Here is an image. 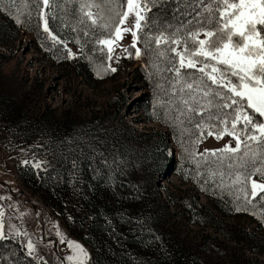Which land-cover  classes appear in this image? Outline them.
<instances>
[{"label":"trees","instance_id":"trees-1","mask_svg":"<svg viewBox=\"0 0 264 264\" xmlns=\"http://www.w3.org/2000/svg\"><path fill=\"white\" fill-rule=\"evenodd\" d=\"M122 3L123 0H52L47 21L50 31L57 37L55 41L44 31L37 0H17L18 13L15 8H5L3 12L14 33L16 28H23L33 34L53 60L76 62L78 75L106 78L109 73L100 74L103 76L97 73L106 67L109 53L107 47L97 41L114 36V32L111 26L102 28L99 25L114 23L118 19L116 12L126 9V4L121 7ZM89 12L93 14V19L97 13L104 19H98L93 25L87 15ZM189 12L190 7L163 0L147 15L154 16L156 23L163 27L171 25V31L181 22L192 19ZM16 15L20 23L16 22ZM155 26L150 25L142 32L138 30L141 44L138 76L144 87L149 89V93L141 98L142 114L147 122H157L163 129L140 132L125 122L112 123L108 116L97 112L85 119L76 117L70 109L53 116V110L46 105L45 110L35 116L20 120L23 123H19L15 131L16 139L22 141L25 138L27 144L39 137L37 144L28 147L42 159V167L26 168L22 170V176L34 183L45 198H53L50 204L62 214L73 234L81 236L85 245L92 246V264H192V256L182 249L181 242L169 236L151 202L137 197L125 198L126 193H135L136 183L117 167L116 159L127 153L125 150H129L131 137L137 135L146 140L156 138L160 142L159 147L164 149L158 153V160H166V164L172 162L168 160V150L170 143H174L179 168L188 172L185 179L190 178L197 184L209 198L211 208L217 210L222 218L233 221L238 213L246 214L256 223L258 230L264 231V200L260 199L264 193L246 198L244 192H236L238 184H233L234 177H220L214 165L209 168L201 162L197 166V162L201 161L199 153L203 152H199L200 143L192 141L199 130L192 128L177 111V97L173 96L170 86L173 73L167 70L171 65L156 55L155 44L150 48L144 44V34L150 31L156 34ZM85 32L88 34L85 35ZM66 42L80 48L76 59H70ZM160 47L167 46L161 43ZM16 104L14 96L2 92L0 88V120L19 121L14 118L19 112ZM8 117L10 120H7ZM190 128L191 131L188 130ZM207 137L205 135L202 141ZM193 149L195 154H190ZM209 159L216 157L210 156ZM247 188L250 193V182ZM168 194L170 197L174 195L170 190ZM42 212L50 215L44 207ZM186 213L198 214L199 217L205 215L196 204ZM223 224L216 222L218 227L223 226L221 230L228 238L238 241L241 246L244 242L255 240L252 233L234 226V222ZM231 229L236 235L233 238L229 235ZM6 237L0 240V264H44L26 249L18 237ZM211 237L219 239L218 236ZM222 264L261 263H254L250 256L234 251Z\"/></svg>","mask_w":264,"mask_h":264},{"label":"rangeland","instance_id":"rangeland-1","mask_svg":"<svg viewBox=\"0 0 264 264\" xmlns=\"http://www.w3.org/2000/svg\"><path fill=\"white\" fill-rule=\"evenodd\" d=\"M51 5L52 0H49V6H43V15L40 14L43 25ZM5 8L8 10L6 3L0 5V88L2 92L14 96L19 111L14 118L19 121L0 120V232L18 237L28 251L27 245L31 242L34 245L31 253L44 264H92V246L85 245L81 236L73 234L62 214L50 204L53 198H45L34 183L22 176V170L26 168L42 167V159L29 148L38 143L39 137L27 144L25 138L22 141L16 139L15 131L18 124L23 123L20 120L35 116L45 110L46 105L53 110V116L70 109L76 117L85 119L97 112L108 116L112 123L125 122L140 132L163 129L157 122H147L142 114L141 98L149 93V89L144 87L138 76L140 56L134 54L136 49L132 47L131 33L122 31V39H117L115 35L110 37L112 59H108L106 67L97 73L109 75L106 78L78 75L76 62L53 60L35 36L23 28H16L14 33L3 12ZM121 27L123 29L127 24ZM66 45L72 53L70 59H76L80 48L70 42ZM104 45L108 49L109 45ZM136 47L141 48L139 40ZM123 49H128V52ZM111 68L117 70L112 72ZM7 120H10L9 117ZM226 143L234 145L235 141L229 136L219 141L215 136H208L199 144V152L219 149ZM129 144V150H125L128 154L116 159L117 167L136 183L135 193H126L125 198L137 197L151 202L169 236L181 242L182 249L192 256V264H222L234 251L250 256L254 263L264 264V231L258 230L256 223L246 214L238 213L233 221L222 218L217 210L211 208L209 198L197 184L190 178L185 179L188 172L179 168L174 143H170L168 160L172 162L168 164L166 160H158V153L164 149L159 147L160 142L156 138L146 140L137 135L131 137ZM240 187L238 184L237 193L242 192ZM168 190L174 194L173 197ZM195 204L197 208H202L203 217L186 213ZM42 207L49 216L43 214ZM219 221L223 225L234 222V226L252 233L255 240L244 242L241 246L238 241L228 238L221 230L223 226L216 225ZM232 231L234 229L229 231V235L233 238L236 235ZM211 236H218L219 239ZM62 237L65 241L78 243L83 253L61 242ZM256 246L259 247L255 249ZM69 255L74 257L73 260L67 259Z\"/></svg>","mask_w":264,"mask_h":264},{"label":"snow or ice","instance_id":"snow-or-ice-1","mask_svg":"<svg viewBox=\"0 0 264 264\" xmlns=\"http://www.w3.org/2000/svg\"><path fill=\"white\" fill-rule=\"evenodd\" d=\"M162 2L123 0L121 7L126 4V9L116 12L118 19L111 25L105 22L99 26H111L117 39L123 38L122 31L131 33L134 54L139 57L137 31L156 25V34L152 31L144 34V44L146 48L155 44L156 55L171 65L167 70L173 73L170 86L173 96L177 97V111L192 128L199 130L192 143H201L205 135L215 136L218 141L229 136L235 141L234 145L226 143L219 149H205L199 153L201 161L197 166L201 162L209 168L214 165L221 177H234L233 184L241 185L240 191L246 198L248 195L255 198L264 193V0H171L190 7L188 15L192 16L171 31V25L163 27L156 23L154 16L147 15ZM5 3L9 9L19 12L17 0H0V5ZM41 4L46 8L49 0H37V9L43 15ZM28 14L31 15V11ZM87 15L93 25L98 19H104L100 13L94 19L91 12ZM15 19L21 22L18 15ZM125 24L127 27L122 29ZM44 31L57 40L47 20ZM97 42L109 45L108 59L111 60L110 37ZM161 43L167 47L161 48ZM123 51L128 52V49ZM69 55H72L70 50ZM116 70L111 68L112 72ZM190 154H195V149ZM210 156L216 159L211 160ZM248 182L251 183L250 193ZM260 199L264 200V196ZM6 238L0 232V240ZM61 242L83 253L78 243L65 241L63 237ZM27 247L30 252L34 251L31 242ZM73 258L72 255L67 257L69 261Z\"/></svg>","mask_w":264,"mask_h":264},{"label":"water","instance_id":"water-1","mask_svg":"<svg viewBox=\"0 0 264 264\" xmlns=\"http://www.w3.org/2000/svg\"><path fill=\"white\" fill-rule=\"evenodd\" d=\"M23 194V193H22Z\"/></svg>","mask_w":264,"mask_h":264}]
</instances>
